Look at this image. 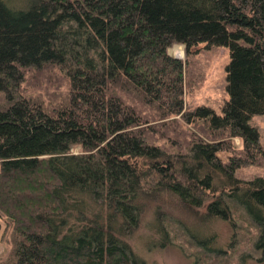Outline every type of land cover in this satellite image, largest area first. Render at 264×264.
Segmentation results:
<instances>
[{
	"label": "trees",
	"instance_id": "obj_1",
	"mask_svg": "<svg viewBox=\"0 0 264 264\" xmlns=\"http://www.w3.org/2000/svg\"><path fill=\"white\" fill-rule=\"evenodd\" d=\"M199 43L228 50L219 113L183 110L166 53ZM263 112L264 0H0V264H144L125 239L145 217L155 247L177 232L219 258L212 226L234 233L237 206L264 255V178L234 175L264 164L248 123ZM177 115L194 131L166 150L147 123Z\"/></svg>",
	"mask_w": 264,
	"mask_h": 264
},
{
	"label": "rangeland",
	"instance_id": "obj_2",
	"mask_svg": "<svg viewBox=\"0 0 264 264\" xmlns=\"http://www.w3.org/2000/svg\"><path fill=\"white\" fill-rule=\"evenodd\" d=\"M166 53L168 56L180 60L183 65V110L192 111L196 107L205 106L211 108L215 113H219L221 104L227 99L225 91L227 48L220 46L205 48L204 44L199 43L190 49L189 54H185L182 44H173L167 48ZM61 90L60 87L48 88L50 96L56 95L57 91L59 93ZM43 98L46 102L48 96ZM146 112L150 113V110H146ZM163 120L164 123H167V127L164 129L156 127L155 122L147 123L149 126L152 125V128H156L152 139L161 137L156 143H160L166 150H170L172 140H177L182 143L178 148L182 150V146L185 145L183 141L189 140V132L194 131V128L190 124L184 123L179 115L168 116ZM248 123L257 130L258 141L264 152V112L251 116ZM165 139L167 140L165 141ZM232 142L235 148L241 147L238 138H232ZM73 152H78L77 146L73 148ZM220 157L225 160L227 154L222 153ZM234 175L241 180H250L258 176L264 178V164L240 167ZM233 217L236 222L234 233L225 223L215 222L213 224L212 227L218 231L219 235L216 242L222 252H220L219 258L208 254L206 261L201 260L199 258L201 255L194 248L188 247L183 235L177 232L171 238L173 245L157 248L151 244L156 237L150 228L148 217H145L139 228L125 240L131 249L144 260V264H238L241 254L249 256L245 260V264H264V255L252 247L257 234L256 225L247 217L241 207L237 206ZM8 222L7 218L0 216V262L6 258L10 248ZM172 228L176 231L175 227ZM209 229L207 227L206 231Z\"/></svg>",
	"mask_w": 264,
	"mask_h": 264
}]
</instances>
